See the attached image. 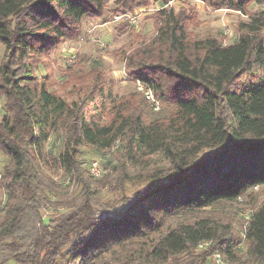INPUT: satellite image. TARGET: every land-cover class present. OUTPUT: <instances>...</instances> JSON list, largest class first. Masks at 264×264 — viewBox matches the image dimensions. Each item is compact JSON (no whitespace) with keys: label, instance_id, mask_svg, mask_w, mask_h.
<instances>
[{"label":"trees","instance_id":"16d2710c","mask_svg":"<svg viewBox=\"0 0 264 264\" xmlns=\"http://www.w3.org/2000/svg\"><path fill=\"white\" fill-rule=\"evenodd\" d=\"M170 1L0 0V264H207L216 254L264 264V199L253 197L264 186V0H204L249 17L230 45L193 38V15ZM154 2L164 6L157 33L127 55L126 72L168 104L167 116L150 119L143 94L111 101L101 75L92 85L70 75L61 86L71 85V101L38 76L80 38L83 19L105 17L111 3L124 14ZM254 4L263 10L251 12ZM61 131L55 156L45 146ZM120 142L119 165L94 179L80 148ZM156 154L169 164L154 165ZM56 168L67 186L45 171ZM243 198L247 254L236 249L235 221L212 214Z\"/></svg>","mask_w":264,"mask_h":264},{"label":"rangeland","instance_id":"374dc122","mask_svg":"<svg viewBox=\"0 0 264 264\" xmlns=\"http://www.w3.org/2000/svg\"><path fill=\"white\" fill-rule=\"evenodd\" d=\"M165 7L173 9L176 12L183 11L189 15H193V20L189 22L188 28V33L193 38L214 37L225 45L236 42L241 34V23L249 21L248 16L237 11L212 9L208 7L204 0H171ZM163 8L164 6L161 3L154 2L148 6L137 7L132 12L124 13L135 17L136 22H130L126 19L114 22V16L117 14L113 13L115 5L111 3L105 17L83 19L80 38L67 42L62 48L55 51L52 54L49 67H38L36 71L38 76L40 78L48 77L50 79L48 82L54 86L52 90L59 89L60 94L68 101L75 99V96L71 95L73 88H71V85L67 88L64 87L65 84L61 85L64 81H67L70 75L85 77V82L90 85L95 83L98 75H101V79L103 78L107 83L106 90L111 94V101L113 99L116 101L131 93L139 94L142 97V93L137 89L136 82L132 81L127 75L125 59L138 45L155 37L157 33V13ZM262 10L261 6L255 4L250 6L251 12ZM262 35L264 37V30ZM71 50H74L77 55L73 63L67 61ZM4 55L5 47L2 45L0 46V65L3 63ZM50 72L51 74H49ZM0 100L4 102L3 99ZM149 106L150 119L157 118L160 115L167 116L171 109L168 104H164L159 111H155L151 105ZM64 137L65 134L62 131L53 133L46 143V150L54 153L53 155L55 156H59L63 150ZM123 146L124 142H120L119 146L115 145L110 150L102 151L91 145H85L80 148L79 161L89 173L88 164L93 159L98 158L102 161L108 174L114 170L115 166L119 165L123 156ZM152 162L158 166L169 164L161 154L154 155ZM0 164L2 165V169L7 164V160L1 155ZM45 171L55 181L62 182L63 186L68 185V176L63 171L57 168L54 172L47 169ZM133 171L136 172L137 170L133 169ZM132 189L130 185V190ZM73 190L74 188L72 187L69 192L71 193ZM104 195L106 194L104 193ZM253 197L258 203L262 201L264 199V186L255 188ZM5 201V194L0 189V212ZM222 206L219 207L218 212L212 214L217 218L224 217L226 220L231 219L235 221L236 231L238 230L241 236L240 243L243 242L241 248L238 250L243 254V248L246 247V250L248 249L243 235L245 226L251 215V204H248V200L243 198L239 203L233 205L223 204ZM49 209H52V207ZM49 212H45L46 217L51 214L52 210ZM8 264L15 263L9 262Z\"/></svg>","mask_w":264,"mask_h":264},{"label":"built area","instance_id":"2783aa9c","mask_svg":"<svg viewBox=\"0 0 264 264\" xmlns=\"http://www.w3.org/2000/svg\"><path fill=\"white\" fill-rule=\"evenodd\" d=\"M122 19L129 20L130 22H136L135 17H132V16L126 15V14L115 15L113 21L116 22V21H119ZM76 56L77 55H76L75 51L71 50L70 55L67 57V61L69 63H73L76 59ZM136 86H137L138 91L143 94V96L150 103L152 108L155 111H159L162 107V103L155 97L153 91L151 89L146 88L141 82H136ZM3 106H4V102L0 100V120L2 119V115H3ZM87 168H88L90 175L96 180L102 178L104 175L107 174V169L104 167L102 161L98 158L93 159L88 164ZM1 177H2V167L0 165V178ZM256 188H258V187H256ZM243 238H244V241H246L245 235H243ZM207 244L208 243H203L200 245V247H203L204 245H207ZM242 244H243V242L239 243L236 246V249H240ZM213 259L215 260L216 264H237V263H232V262L226 260L220 254H216Z\"/></svg>","mask_w":264,"mask_h":264},{"label":"crops","instance_id":"0c3cea01","mask_svg":"<svg viewBox=\"0 0 264 264\" xmlns=\"http://www.w3.org/2000/svg\"><path fill=\"white\" fill-rule=\"evenodd\" d=\"M0 46H2V45L0 44ZM243 251H244V253H243V254H247L246 247H245V248H243ZM208 264H216V262H215V260H214V259H210V261L208 262Z\"/></svg>","mask_w":264,"mask_h":264}]
</instances>
